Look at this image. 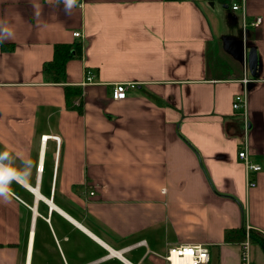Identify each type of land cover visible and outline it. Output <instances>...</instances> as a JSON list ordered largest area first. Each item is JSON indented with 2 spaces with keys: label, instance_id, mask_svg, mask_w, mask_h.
Listing matches in <instances>:
<instances>
[{
  "label": "crops",
  "instance_id": "crops-1",
  "mask_svg": "<svg viewBox=\"0 0 264 264\" xmlns=\"http://www.w3.org/2000/svg\"><path fill=\"white\" fill-rule=\"evenodd\" d=\"M236 3L0 0V264H170L197 243L241 264L248 227L264 264V0ZM60 44L80 53L47 72Z\"/></svg>",
  "mask_w": 264,
  "mask_h": 264
},
{
  "label": "built area",
  "instance_id": "built-area-1",
  "mask_svg": "<svg viewBox=\"0 0 264 264\" xmlns=\"http://www.w3.org/2000/svg\"><path fill=\"white\" fill-rule=\"evenodd\" d=\"M245 0H242V4H234L232 8L234 10L242 9L245 11L244 6ZM262 22V18L258 17L254 21L251 22L252 26H259ZM74 36H80L81 32L76 31L73 33ZM245 67L247 68V65L245 64ZM95 74L93 70L90 67L84 68V79L81 82V86H86L88 84L94 83ZM244 83L250 82L249 77L246 75L243 79ZM134 83H116L113 87L112 97L114 100H122L125 99L127 96V90L129 87H134ZM247 94L246 93H238L234 96L232 106L234 110H237L241 113L243 117H247L246 111H247ZM56 139L59 140V137L56 136ZM239 158L244 162L247 172L250 173L251 171H260L262 169V166L258 163L253 162L249 158V153L247 148L240 150L238 152ZM249 186H255L256 182L254 179L249 178L248 179ZM242 246V253H241V264H253L251 252H250V246L251 241L249 237V227L247 230V238L241 243ZM165 259L170 264H206L211 259V253L209 246L206 244H180V245H174L171 246L168 249L167 254L165 255Z\"/></svg>",
  "mask_w": 264,
  "mask_h": 264
},
{
  "label": "trees",
  "instance_id": "trees-1",
  "mask_svg": "<svg viewBox=\"0 0 264 264\" xmlns=\"http://www.w3.org/2000/svg\"><path fill=\"white\" fill-rule=\"evenodd\" d=\"M74 50L76 52H74ZM80 53V51L77 49L72 48V45L69 44H60L55 48V56L54 58L47 62L44 65V68L47 72L49 71H56L58 73H62L65 70V66L67 64V61L72 57L74 54ZM68 90H71L72 86L66 87ZM80 90V88L78 89ZM245 234V233H244ZM250 234L252 236L253 231H250Z\"/></svg>",
  "mask_w": 264,
  "mask_h": 264
},
{
  "label": "water",
  "instance_id": "water-1",
  "mask_svg": "<svg viewBox=\"0 0 264 264\" xmlns=\"http://www.w3.org/2000/svg\"><path fill=\"white\" fill-rule=\"evenodd\" d=\"M244 51L245 50H241V53L239 55L241 59H244L245 57ZM247 60H248L249 69L251 70L252 74L255 75L260 70L261 67V62L257 55V50L255 47H252L249 50Z\"/></svg>",
  "mask_w": 264,
  "mask_h": 264
},
{
  "label": "clouds",
  "instance_id": "clouds-1",
  "mask_svg": "<svg viewBox=\"0 0 264 264\" xmlns=\"http://www.w3.org/2000/svg\"><path fill=\"white\" fill-rule=\"evenodd\" d=\"M72 0H68V5L70 6ZM10 34V33H9ZM15 178L14 171L11 169L0 170V195H6L7 189L6 185Z\"/></svg>",
  "mask_w": 264,
  "mask_h": 264
},
{
  "label": "rangeland",
  "instance_id": "rangeland-1",
  "mask_svg": "<svg viewBox=\"0 0 264 264\" xmlns=\"http://www.w3.org/2000/svg\"><path fill=\"white\" fill-rule=\"evenodd\" d=\"M217 6H218L219 8H223L221 4H219V5H217ZM243 79H244V78H243ZM243 79H242V82H244ZM249 79H250V82H248V83H251L252 81H255L254 78L249 77ZM248 83H246V84H248ZM249 232H250V230H249Z\"/></svg>",
  "mask_w": 264,
  "mask_h": 264
},
{
  "label": "bare ground",
  "instance_id": "bare-ground-1",
  "mask_svg": "<svg viewBox=\"0 0 264 264\" xmlns=\"http://www.w3.org/2000/svg\"><path fill=\"white\" fill-rule=\"evenodd\" d=\"M45 137H47V136H45ZM261 170H262V169H261ZM261 170H260V171H261Z\"/></svg>",
  "mask_w": 264,
  "mask_h": 264
}]
</instances>
